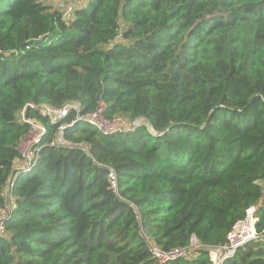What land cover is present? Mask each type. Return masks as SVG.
I'll list each match as a JSON object with an SVG mask.
<instances>
[{"label":"trees","instance_id":"trees-1","mask_svg":"<svg viewBox=\"0 0 264 264\" xmlns=\"http://www.w3.org/2000/svg\"><path fill=\"white\" fill-rule=\"evenodd\" d=\"M50 1L0 0V208L20 112L45 127L0 264H157L150 244L212 264L251 208L256 238L222 264H264V0H89L68 20ZM70 102L136 124L103 135L29 107Z\"/></svg>","mask_w":264,"mask_h":264},{"label":"built area","instance_id":"built-area-1","mask_svg":"<svg viewBox=\"0 0 264 264\" xmlns=\"http://www.w3.org/2000/svg\"><path fill=\"white\" fill-rule=\"evenodd\" d=\"M50 4V2H49ZM79 0H58L52 8L59 12L64 20L70 19L74 12L80 8ZM30 108H37L43 117H47L51 123H57L62 118L67 116L68 112L75 110L77 112V120L84 121L89 125L93 126L99 130L103 135H109L120 130L133 129L136 122H127L125 120L116 118L112 121L104 119L101 115L102 105L92 113L80 116L79 114V104L76 102H70L65 104L61 109H53L47 105H40L38 107L29 105ZM25 109L20 112V120L22 123L29 125V131L26 137L20 142L19 145V158L15 164V171L12 174L11 179L6 187L5 203L3 207L0 208V236L5 234L4 223L8 219L11 211L14 208L13 199L10 195V189L17 175L25 172L27 167L34 162L36 157V148L41 143L43 136L45 135V127L37 120L27 119L25 117ZM59 128V133L57 134L55 141L51 144L57 143L59 145H64L65 141L62 136V129ZM110 179H114L113 175H109ZM255 222L256 218L254 216V208L246 211L244 217L237 221L232 230L227 235V243L224 246L210 249L209 257L212 264H222L223 261L232 258L236 251L246 245L248 242L256 238L255 232ZM150 254L157 264H166L182 257L186 256V249H173L170 251H163L154 245H149Z\"/></svg>","mask_w":264,"mask_h":264},{"label":"rangeland","instance_id":"rangeland-1","mask_svg":"<svg viewBox=\"0 0 264 264\" xmlns=\"http://www.w3.org/2000/svg\"><path fill=\"white\" fill-rule=\"evenodd\" d=\"M56 1H58V0H51V1H50V5H54ZM79 1H80V5H79V7H80V6L83 7V6H85V5L88 3L89 0H79ZM196 246H197V243H196L195 239H193V240H192V243H191V249H192V251H193V249H194Z\"/></svg>","mask_w":264,"mask_h":264}]
</instances>
